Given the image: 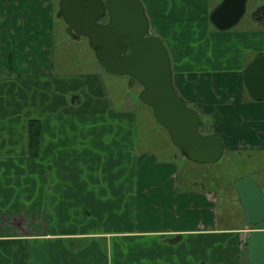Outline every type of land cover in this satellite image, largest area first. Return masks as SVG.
<instances>
[{
    "label": "crops",
    "instance_id": "0c3cea01",
    "mask_svg": "<svg viewBox=\"0 0 264 264\" xmlns=\"http://www.w3.org/2000/svg\"><path fill=\"white\" fill-rule=\"evenodd\" d=\"M251 1L236 30L216 28L207 2L192 4L189 24L168 0H154L149 17L175 51L177 91L227 151L264 148V100L243 84L264 53V0ZM52 5L0 0V264H206L207 254L236 264L251 229L237 193L228 201L248 226L220 225L215 192L176 186L169 146L136 149V115L114 107L99 72L53 71ZM30 122L39 131L32 150Z\"/></svg>",
    "mask_w": 264,
    "mask_h": 264
},
{
    "label": "water",
    "instance_id": "95a60500",
    "mask_svg": "<svg viewBox=\"0 0 264 264\" xmlns=\"http://www.w3.org/2000/svg\"><path fill=\"white\" fill-rule=\"evenodd\" d=\"M246 1L221 0L209 15L213 25L222 30L231 28L245 13ZM106 11L107 20L99 21ZM59 13L76 36L88 39L107 72L129 75L141 84L139 99L151 107L156 121L186 158L208 163L222 156L220 136L199 131L198 110L178 93L163 38L147 34L150 22L142 0H59ZM243 84L250 98L264 100V53L246 65ZM233 186L244 218L252 225L247 238L248 261L264 264V193L249 175L235 179Z\"/></svg>",
    "mask_w": 264,
    "mask_h": 264
},
{
    "label": "rangeland",
    "instance_id": "374dc122",
    "mask_svg": "<svg viewBox=\"0 0 264 264\" xmlns=\"http://www.w3.org/2000/svg\"><path fill=\"white\" fill-rule=\"evenodd\" d=\"M54 10L59 9V0H53ZM145 1L144 6L146 13L149 17L151 16L152 3L154 0H143ZM171 6L172 2L175 5H183L185 7L184 22L189 24L187 21L191 18V8L194 2H197L202 7L206 4V7H202L203 13L206 11V15L209 16V10L212 8L211 3H215L218 0H168ZM252 1H246V9L242 18L236 25L232 27L243 28L246 22V18L252 11ZM169 8L166 10H170ZM59 13V10H58ZM60 14V13H59ZM152 20H161L160 9L157 15H153ZM210 26L212 25L209 22ZM191 28L195 25L190 24ZM53 41H52V69L60 76L71 75L74 76L99 72L104 81V85L107 89L109 98L111 99L114 107L120 110L132 111L136 115V149L138 151L152 149L153 151H162L165 146L170 147V152H165V156L173 154L177 155L175 158L174 171L177 174L176 186L180 190H199L205 188L216 193V198L219 200L216 204L218 221L221 224L231 222L233 225H247L241 215V207L235 205L236 208H232L229 204V196H236V190L233 188V182L235 179L249 175L259 185L261 191L264 193V148L263 149H251V150H229L224 148L222 156L215 162L198 163L186 159L180 152L176 150L170 141L168 132L162 127L154 118L152 109L150 106L143 104L138 98V92L142 86L136 80L129 75H116L113 73L106 72L101 67V64L97 60L94 50L90 47L89 41L85 36L73 37L70 30L67 29L66 23L63 18L60 17L57 12L53 16ZM188 28V27H187ZM151 31L158 34V30L152 26ZM190 34V33H189ZM235 39V38H234ZM185 41H188L185 39ZM175 41L168 42V45H176ZM168 48V47H167ZM170 59L174 57L175 51L170 53L168 48ZM172 64V60H171ZM61 77V78H62ZM133 92V96L130 97L129 92ZM192 105V104H191ZM197 110L195 105H192ZM200 114V113H199ZM201 115V125L199 131L204 134L205 129L203 128L204 119H208L203 114ZM222 140V139H221ZM223 143V141H222ZM224 147V143H223ZM169 161H172L169 158ZM173 168L170 169V172ZM238 199V198H237ZM144 202V201H141ZM143 204L141 207H144ZM228 224V223H227ZM226 224V225H227ZM244 225V226H245ZM248 226V225H247ZM209 252V251H208ZM216 261L215 254H207L206 264ZM236 264H250L247 258V252L240 251L235 258Z\"/></svg>",
    "mask_w": 264,
    "mask_h": 264
},
{
    "label": "trees",
    "instance_id": "16d2710c",
    "mask_svg": "<svg viewBox=\"0 0 264 264\" xmlns=\"http://www.w3.org/2000/svg\"><path fill=\"white\" fill-rule=\"evenodd\" d=\"M58 10L59 9H57V14L61 17V15L58 13ZM106 19H107V17H106V15L105 16H103L102 18H100L99 19V21H101V22H103V21H106ZM67 26V25H66ZM67 29H69L70 30V33H71V35L73 36V37H75V38H77L78 36H76L72 31H71V29L67 26ZM124 51H126V49L124 50ZM184 99V98H183ZM185 101V100H184ZM200 118H201V115H200ZM34 125H35V122H30L29 123V130H28V144H29V147H30V150H32L31 148H33V146H34V144L38 141V138H39V131L38 130H36L35 132H33V128H34ZM200 125H201V120H200ZM199 125V126H200ZM202 125H203V128L205 129V132L204 133H209V132H214V133H216L217 135H219V133H218V131H217V129L215 128V126H213L211 123H209V124H207V122L206 121H203V123H202ZM34 136L36 137V140H34ZM220 136V135H219ZM180 150V149H179ZM180 152H181V154L182 155H184L183 154V152L180 150ZM185 158H186V156H184ZM186 159H188V158H186ZM234 188V187H233ZM247 245H248V243L246 242V244H245V251L247 252Z\"/></svg>",
    "mask_w": 264,
    "mask_h": 264
},
{
    "label": "flooded vegetation",
    "instance_id": "af4514ba",
    "mask_svg": "<svg viewBox=\"0 0 264 264\" xmlns=\"http://www.w3.org/2000/svg\"><path fill=\"white\" fill-rule=\"evenodd\" d=\"M142 2H143V0H142ZM145 10H146V8H145ZM147 14V16H148V13H146ZM106 15V17L108 18V12L106 11V13L104 14V16ZM148 19H149V16H148ZM107 20V19H106ZM103 22H105V21H103ZM149 22H150V19H149ZM151 23H150V27H149V30H148V32H147V34H151V33H153L152 31H151ZM164 40V39H163ZM164 42H165V40H164ZM165 44H166V42H165ZM167 46V45H166ZM126 50H127V48H126ZM179 93V92H178ZM180 94V93H179ZM181 95V94H180ZM185 100V99H184ZM186 101V100H185ZM186 103L189 105V106H191L192 107V105L189 103V102H187L186 101ZM237 193V192H236ZM237 198H238V200H239V197H238V194H237ZM249 224V226L251 227L252 225L250 224V223H248ZM247 241V240H246ZM246 243V242H245Z\"/></svg>",
    "mask_w": 264,
    "mask_h": 264
}]
</instances>
